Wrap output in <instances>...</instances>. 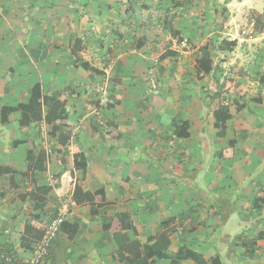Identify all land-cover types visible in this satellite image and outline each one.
Instances as JSON below:
<instances>
[{
  "label": "crops",
  "instance_id": "0c3cea01",
  "mask_svg": "<svg viewBox=\"0 0 264 264\" xmlns=\"http://www.w3.org/2000/svg\"><path fill=\"white\" fill-rule=\"evenodd\" d=\"M204 2L0 0V247L28 258L38 242L25 234L29 219L45 226L66 197L67 225L44 264H143L117 252L120 225L104 226L117 214L131 223L126 241L145 249L172 231L167 257L150 263L173 264L185 248L203 255L200 264H264V53L253 51L264 37L223 32L227 20L214 9L218 25L210 24ZM234 2L264 13L252 0L221 10ZM235 40L234 50H219ZM207 45L210 74L198 64ZM155 56L156 91L146 77ZM56 93L67 101L56 125L23 129L22 112H8ZM218 100L231 119L217 126ZM80 156L82 191L105 192L99 208V197L73 202ZM40 194L47 204L37 210L30 199Z\"/></svg>",
  "mask_w": 264,
  "mask_h": 264
},
{
  "label": "trees",
  "instance_id": "16d2710c",
  "mask_svg": "<svg viewBox=\"0 0 264 264\" xmlns=\"http://www.w3.org/2000/svg\"><path fill=\"white\" fill-rule=\"evenodd\" d=\"M191 2L194 1H203V0H188ZM225 4L231 3L233 0H223ZM237 2H243V0H236ZM249 24H251L254 28L255 34H261L264 32V15L259 13L256 10L250 11L249 14ZM238 42L235 41H222L220 44L219 50L221 51H232L237 47ZM199 67L201 69V72L204 74H210L214 68V63L211 56V50L210 47L204 46L202 48L201 57L199 59ZM203 67V68H202ZM238 87V86H237ZM225 91V89H224ZM226 92H230L226 90ZM66 99L61 97V94H53L52 96L48 97H42L41 95H33V98L31 99V102L29 105H23L19 106L17 108H11L8 109L9 114L15 111H21L22 112V120H21V126L23 129L27 128L30 123H46V124H58L59 122L64 121L67 118V114L59 113V111H62L66 106ZM44 108H48L50 110H55L56 113L52 114L50 112L45 113ZM229 103L226 102V100H218L215 104L213 103L212 109L214 112V115L217 119L216 125L219 124H225L228 120L231 119V114L229 112ZM240 108V107H238ZM35 161L33 151L31 150L28 155V163H27V169H30L32 166V163ZM74 167L76 171L78 172V181L76 185L77 189V195L73 198V202L76 205H83L85 203L94 204L95 199L99 197L101 199L100 205H98V208L100 206H103L106 203V195L104 193H95L92 191L83 192L82 186L80 182H83L86 176V169H87V163L85 161V158L83 156H80V158L74 159ZM42 170V168L40 169ZM9 172V171H8ZM0 173L4 174L7 173V169L0 168ZM3 176V175H2ZM1 176V177H2ZM2 179V178H1ZM36 193H42L44 191H48L49 188L47 187H39L34 186L33 189ZM95 193V194H94ZM5 192L0 191V195H4ZM94 194V195H93ZM46 195V194H45ZM45 195L40 194L36 199L31 201V205L34 206L35 209H44L47 204V198ZM92 213L95 214L96 210L92 209ZM58 214V211L54 215L53 218H55ZM118 222L120 225L121 230L119 232L114 233V237L116 239L118 250L117 252H121L127 261L132 262L133 260L140 261L144 260L143 264H153V262H149L150 259L157 256L159 259H165L166 253L165 249L169 245L170 236L172 234V231H166L161 234H159L158 238L152 242L150 247L148 249H145L144 246L136 241V242H127L126 241V234L129 230H131L132 226L128 219V217L117 214L116 217L109 220L107 223L104 221V226L108 230L111 229L114 222ZM67 225L66 221L62 225L65 227ZM167 225H170L168 222ZM45 232V226L41 224L40 216H32L28 223L26 224V230L25 234L29 236L30 238L34 240H40ZM115 258H117V255H114ZM183 260H192L195 263H202L203 262V255L194 252L185 248H182L178 251L176 256L173 259V264H179L180 261ZM213 264H218V259L213 260Z\"/></svg>",
  "mask_w": 264,
  "mask_h": 264
},
{
  "label": "rangeland",
  "instance_id": "374dc122",
  "mask_svg": "<svg viewBox=\"0 0 264 264\" xmlns=\"http://www.w3.org/2000/svg\"><path fill=\"white\" fill-rule=\"evenodd\" d=\"M252 1H253V3H256L257 7H264V1H262V0H252ZM204 3L210 4L212 9H213V11H211V13H205L204 15H202V17L204 16L207 18V21H209L210 24L215 25V27H217V25H218V24H214V22H213V19H215V17H217V14H216V12H214V9H219V11L221 12V15H220L221 18L225 17V19L227 20L226 26H223L224 27L223 32L228 33V34H234L236 37L240 35L242 39H251V38H255L256 36H257V38H258V36L264 37V32L261 34H255L253 26L251 24H249V14H250V11H252V10H248V8H243L242 6L238 5L236 2H234L236 4L235 8H234V6L226 5L224 10L223 9L221 10V8L225 4L220 3V1H218V0H205ZM249 3H251V2H249ZM260 3H262L263 6H260ZM199 12H200V10L198 11V14H200ZM259 13L264 15L263 12H259ZM233 15L235 17V19H234L235 21H232V23L230 24L229 22L231 21V16H233ZM197 16H199V15H197ZM206 18H204V20H206ZM221 18H220V23L222 21ZM211 30H213V26H212ZM254 43H255L254 44L255 47L253 48V51H258V52L264 53V38L262 40H259V42H254ZM262 45H263V47H262ZM154 51L155 52H153V53L158 54L156 50H154ZM153 58H154L153 64H155V62H159L157 56H155ZM258 58H260V59L264 58V54H261V57L258 54ZM153 64H152V66H153ZM152 66H150L149 69ZM149 69H148V71H149ZM159 71H160V69H158V64H157V66H156V77H155V81H157V82H158ZM146 77L148 78V81L150 82L151 80L148 77V72H147ZM150 85H151V82H150ZM68 201H69L68 198L63 197V199L61 200V203H60V205H61L60 208H64L66 205H68ZM66 210L68 211V213H70V210L68 207L66 208Z\"/></svg>",
  "mask_w": 264,
  "mask_h": 264
},
{
  "label": "built area",
  "instance_id": "2783aa9c",
  "mask_svg": "<svg viewBox=\"0 0 264 264\" xmlns=\"http://www.w3.org/2000/svg\"><path fill=\"white\" fill-rule=\"evenodd\" d=\"M157 63L148 71V77L151 80L152 90H158L159 84L155 81ZM42 132L44 127L40 128ZM68 211L65 208H60L55 218H52L45 224V232L43 237L36 243L34 248L29 251L28 258H21L19 253L6 248L0 247V264H44L47 259L53 241L58 237L63 223L66 221Z\"/></svg>",
  "mask_w": 264,
  "mask_h": 264
}]
</instances>
